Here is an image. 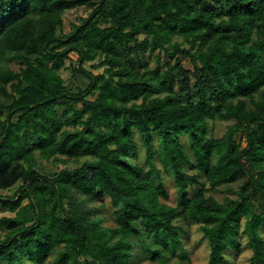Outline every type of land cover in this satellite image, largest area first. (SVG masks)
<instances>
[{
	"label": "trees",
	"instance_id": "1",
	"mask_svg": "<svg viewBox=\"0 0 264 264\" xmlns=\"http://www.w3.org/2000/svg\"><path fill=\"white\" fill-rule=\"evenodd\" d=\"M71 53L76 93L60 75ZM214 119L233 124L210 138ZM239 181L235 199L208 195ZM83 199H108L114 225ZM0 213V264H129L138 247L183 264L176 220L196 226L204 264H227L241 238L264 264V0H0Z\"/></svg>",
	"mask_w": 264,
	"mask_h": 264
},
{
	"label": "rangeland",
	"instance_id": "2",
	"mask_svg": "<svg viewBox=\"0 0 264 264\" xmlns=\"http://www.w3.org/2000/svg\"><path fill=\"white\" fill-rule=\"evenodd\" d=\"M92 11V8L88 5H80L77 6L71 10H68L62 14V22L63 26L59 30L58 35H67L71 32L72 27L75 25H78L81 23L82 20L86 19ZM179 39V38H178ZM69 60L65 62V68L64 70H61L60 75L65 81V85L72 89L74 93H76L80 86L81 82L72 78V73L70 70V66L76 65L77 55L74 53H71L69 56ZM161 59L163 60V56L161 55ZM149 67L153 69L156 66V61L154 58H148ZM96 63V62H93ZM93 63H88L84 66V68L88 71H90L93 75H99L103 72L104 68H96L92 69L90 68ZM182 66L190 70L192 69L191 64L186 60H181ZM11 70L17 71L18 70V64L17 63H10L8 66ZM97 94L90 96L88 99L92 100L96 97ZM60 113V111H59ZM232 120H210L208 121V136L210 138H219L221 137L225 131L227 126L232 125ZM67 130L72 131V127H66ZM240 139H243V135H237L236 141H239ZM134 141L137 144V150H138V156L139 161L144 165L145 162V153H144V146L142 144V141L135 136ZM184 141V140H183ZM82 162V160L77 161L76 163L70 164L69 167H75L76 165H79ZM130 164V163H129ZM44 169L49 173L50 171H56L59 169H62L63 166H55L52 164H44ZM145 170H147V166L144 165ZM165 181V187L167 192V199L165 200L166 203L169 205H175L176 203V189L173 185L172 178L170 176H164ZM241 181L237 182L234 185L231 186H222L220 187L216 192L214 193H208V195L212 194L214 198L218 201H221L224 197H229L232 199L236 198V193L241 185ZM190 193H194L196 191V188L191 187L189 189ZM11 193V192H8ZM82 208L85 210H89L93 216L101 217L104 219V225L112 227L114 225V217H113V209L111 208V205L109 203L108 199L103 200L102 202H87L86 200L81 201ZM7 216L10 217L11 215L8 213H0V217ZM176 225H179L186 229V234L182 236V244L183 248L187 252V255L189 257V261H184L183 264H204L207 261L208 256V247L204 240H202L201 234L198 232L196 226L191 225L187 226L186 224H183L181 220H176L174 222ZM141 230L144 233V229L141 228ZM146 236V235H145ZM146 240L149 239V236L147 235L145 237ZM134 257L129 261V264H156V263H150L146 260L145 255L143 252L139 250V247L134 250L133 253ZM176 256V255H175ZM251 257V251L246 245L245 238H241V250L239 253H236L234 251H227L225 254V258L227 261V264H248L249 259Z\"/></svg>",
	"mask_w": 264,
	"mask_h": 264
}]
</instances>
